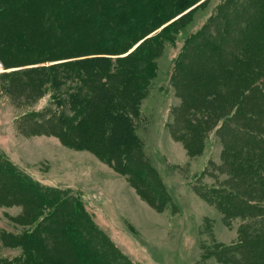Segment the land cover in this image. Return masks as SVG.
Wrapping results in <instances>:
<instances>
[{"label":"rangeland","instance_id":"obj_1","mask_svg":"<svg viewBox=\"0 0 264 264\" xmlns=\"http://www.w3.org/2000/svg\"><path fill=\"white\" fill-rule=\"evenodd\" d=\"M239 2L226 0L220 6L222 0H191L164 24L173 23L165 33L145 44L146 56L151 52L150 67L145 73L148 81L141 91L139 115L133 119L140 146L126 156H116L117 153L100 156L92 146H77L78 142L71 140V127L79 115L67 102L83 82L72 75L56 86L49 76L55 70L77 72L76 67H69L73 71L60 64L75 58L124 56L161 32L164 26L144 34L124 53L93 54L100 49L103 32L90 20L75 17L82 25L75 30L64 24L61 31V24H53L57 30L44 36L48 42L45 52L38 49L15 52L12 46L0 52V158L36 183L77 199L91 232L86 237L96 246L94 256L103 260L94 264L230 263L217 261L215 247L234 245L247 221L238 213L228 214L208 194V188L218 187L224 176V170L217 168L225 139L219 130L224 124L221 119L229 112L223 116L220 109L216 112L212 109L214 87L208 84H213L214 74L205 65L209 49L222 50L234 15L240 23L242 20L246 23L247 15ZM47 7L52 8L45 5L43 10ZM64 7L70 11L68 5ZM120 8L116 5L109 8L114 23ZM80 13L75 11L76 16ZM43 17L42 13L38 15ZM158 23L159 20L155 21V25ZM3 25L2 21L0 45L5 46L1 36ZM242 27L238 45L244 49L250 32ZM239 34L235 32L236 37ZM76 43H84L83 47H88L86 53L90 54L54 58V53ZM220 59L219 53L216 66ZM140 68L145 70L143 66ZM205 72L211 78L208 84L205 80L200 82ZM78 73L84 75L83 70ZM78 91L84 94L88 90L84 87L80 91L79 87ZM125 91L128 95L132 92L129 88ZM212 110L214 116L210 120ZM61 118L66 125H61ZM1 176L4 174L0 172ZM8 179L0 180L6 186L0 192V256L13 259L21 256L23 249L21 245H11L9 235L31 230L35 222L26 211L31 203L26 204L25 200L32 196L14 194ZM250 226L257 228L254 224ZM51 237L46 253L52 250V255L71 261L72 257L68 259L71 252L60 254L65 244L54 253L58 243L55 236ZM261 250L264 253L263 242Z\"/></svg>","mask_w":264,"mask_h":264},{"label":"trees","instance_id":"obj_2","mask_svg":"<svg viewBox=\"0 0 264 264\" xmlns=\"http://www.w3.org/2000/svg\"><path fill=\"white\" fill-rule=\"evenodd\" d=\"M112 1L113 3L109 0H0V21L4 22L1 36L6 42L5 46L0 45V52L7 50L8 46H12L15 52L25 53L36 49L45 52L48 42L44 36L49 32H56L57 29L53 26L55 22L61 24V31L64 24L75 30L76 27H82L75 17H81L93 22L92 25H96L103 32L102 39L99 40L100 49L91 53H124L140 37L158 26H164L169 19L183 10L189 1L191 2V0ZM225 1L222 0L220 6ZM77 3L80 7H76ZM239 3L242 12L247 15L246 23L243 20L241 23L250 32L246 46L242 49L238 45L242 40L243 27L240 21L236 20L237 15H234L222 50L209 49L205 67L210 68L214 74L213 84H208L211 78L207 77L206 72L200 81L205 80L208 86L214 87L210 101L212 109L215 112L220 109L223 116L229 112L221 119V124H224L219 130H222L225 139L222 140L223 149L220 155L222 161L217 168L224 170V176L218 187L208 188V194L213 196L216 204L228 214L238 213L243 216L248 225L241 227L240 237L234 245L215 247L217 261L227 260L229 264H264V253L261 250V243H264V0H240ZM45 5L52 8L47 7L43 10ZM67 5L70 9L68 12L64 7ZM114 5L121 7L116 23L111 20L109 10ZM75 11L81 13L76 16ZM41 13L45 16L43 19L38 18ZM157 20L159 23L155 25ZM171 25L164 26L161 32L147 38L142 44L137 45L134 51L127 52L124 56L112 58L91 55L75 58L60 64L68 69H71L70 66L76 67L77 72L72 73L68 70L59 73L55 70L50 74V81L56 86L60 85V80L68 79L72 75L78 76V80L83 82L77 86L76 92L69 95L67 102L79 115L70 132L71 140L75 139L78 142L77 146L90 145L96 153L98 152L97 155L103 156L104 153L126 156L131 149L140 146L133 119L139 115L141 91L148 81H145V73L150 67L151 52L146 56L148 52L145 44L159 38ZM236 31L240 33L238 37L235 36ZM222 32L227 33L225 29ZM80 40L81 38L78 41ZM61 44L62 42L59 43ZM81 44L76 43L66 47L65 51L54 53V58L89 55L90 53H86L88 47H83L84 43ZM219 53L221 59L216 66ZM135 61L137 63H134ZM176 66L177 61L174 63L172 74L175 73ZM81 70L84 71V75L78 73ZM185 80L188 84V79ZM79 87L80 91L84 87L88 91L80 94ZM127 88L132 91L129 95L125 91ZM200 97L201 95L197 97V103ZM214 105L216 109L213 108ZM213 110L210 113V120L214 116ZM60 121L61 125H66L64 118ZM60 137L64 142L71 143L68 138ZM0 169L3 170H0L1 174H4L0 180L7 182L5 179L9 178L8 184L14 194L32 196L25 200L26 204L31 203L26 206V211L32 215L35 222L31 230L22 231L18 235L10 234L11 239L6 236L11 245H21L23 252L21 256H15L13 259L0 256V264L103 262L94 256L96 246L87 238L91 232L83 220L82 209H79L75 197L64 195L56 188L36 183L1 158ZM3 186L4 183L0 182V192L4 190ZM250 219H254V222H250ZM252 224L257 228L251 227ZM3 232L1 237L4 236ZM51 236H55L54 239L56 238L58 243L54 246V253L65 244L66 247L60 254L64 255L69 251L74 254L75 260L71 253L68 257L73 258L71 261L52 255V250L51 254L46 253L47 247L52 243L48 240Z\"/></svg>","mask_w":264,"mask_h":264}]
</instances>
